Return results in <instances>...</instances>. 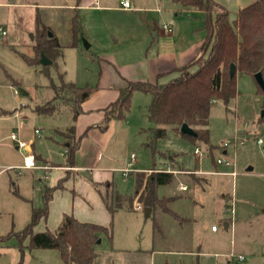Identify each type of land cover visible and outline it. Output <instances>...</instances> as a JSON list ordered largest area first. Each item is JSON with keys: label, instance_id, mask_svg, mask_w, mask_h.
Segmentation results:
<instances>
[{"label": "rangeland", "instance_id": "obj_1", "mask_svg": "<svg viewBox=\"0 0 264 264\" xmlns=\"http://www.w3.org/2000/svg\"><path fill=\"white\" fill-rule=\"evenodd\" d=\"M139 1L144 7L158 6L162 12L147 8L146 12L141 11L136 15L146 14L150 20L155 18L158 25L164 21L174 22L175 29L181 32L178 41L181 48L189 44L195 35L206 34L203 29L205 23L197 18L198 14H190L186 10L175 11V7H172L177 6L174 0H160L157 6L152 3L154 0ZM113 4L119 7V0H113ZM114 15L122 18L127 14L118 10ZM230 16L233 19L236 14L230 13ZM0 26L6 31L0 40V138L21 132L23 138L31 139L35 128H39L42 132L35 143L36 151L51 156L55 162H62L65 157L59 155L60 147L48 142L49 137L61 141L60 134L65 141H77L72 118V108L77 104L69 100L67 89L59 88L56 93L52 84L60 85L62 75L66 82L95 86L99 75V65L93 60L92 54L95 47L88 49L83 40L82 50L65 49L56 63L43 65L39 61L31 64L26 58L35 56L37 31L34 28L28 30V24L25 23L19 27L4 8H0ZM172 40L165 39L163 42ZM137 44L127 48L129 51L122 52L120 58L130 60V57L138 56L141 46ZM209 47L210 43L204 54L209 52ZM196 69L195 65L191 68L192 71ZM179 75L180 72L170 74L167 82ZM237 87L238 95L228 104L222 99L213 101L209 143H194L171 128L167 137L153 143L148 138L152 123L147 116L152 95L142 91L133 94L125 118L116 120V136L104 153V164L113 166L108 177L113 182L110 197L119 191L132 197V203L126 200V204L134 206L139 202L138 196H133L135 171L124 174L125 166L134 153L135 162L147 166L140 172L145 178L155 169L173 171L175 175L167 188L168 192H181L182 185L189 186V190L183 192L187 198L182 201L184 209L188 210L190 206V196L196 202L194 217L199 243L193 255L174 256L172 264H182L181 259L183 264H264V89L255 75L240 72L237 74ZM14 88L19 90V98L15 96ZM41 104L54 106L55 114L48 117L35 112L34 107ZM119 110L115 106L110 112L116 115ZM55 128H59L58 132ZM235 134L248 136L249 140L245 143L236 142ZM260 138L263 139L262 143L258 142ZM198 145L204 155L195 154ZM222 158L233 163H218L217 160ZM3 165L13 168L5 169L1 167ZM17 168H21V172ZM185 169L194 170L197 175ZM0 171H3L0 176V264H13V251L21 253L16 264H63L59 250L33 248L30 237L21 233L31 222L33 207L44 204L45 185H49V180H40L45 171L38 166L32 170L25 169L23 152L16 149L9 138H5L0 147ZM181 171L191 174L179 173ZM81 174L85 179L90 178L84 172ZM164 204L167 205V200ZM232 205L234 213L231 211ZM139 213L144 218L135 233V239L153 242L154 218L146 217L143 211ZM228 213L236 220L234 234L231 228L226 229L224 226V218ZM131 217L132 213L126 210L111 215L113 231L117 225V241L114 236L110 240L104 234L99 245L123 244L126 229L133 219ZM213 224L220 228L219 234H213ZM202 238L203 244L200 241ZM200 245L201 250L198 252ZM27 255L31 257L30 261ZM239 255L243 259H237Z\"/></svg>", "mask_w": 264, "mask_h": 264}, {"label": "crops", "instance_id": "obj_2", "mask_svg": "<svg viewBox=\"0 0 264 264\" xmlns=\"http://www.w3.org/2000/svg\"><path fill=\"white\" fill-rule=\"evenodd\" d=\"M130 1L131 8H124L121 4L119 7L114 6L113 0H0V8L6 9V12L13 16L14 22L19 27L25 23L28 24V30L33 28L37 30L36 19L39 17L57 37L62 54L65 49L69 48L82 50L81 44L83 40H86L89 43L88 49L95 47L92 53L93 60H96L99 65L97 82L95 86L93 85L94 91L81 103V113L76 118L72 115L76 138L79 142L72 158L69 156V143L59 133L61 141L49 137L48 142L60 147L59 155L65 157L62 162H55L51 156H44V153L36 151L35 143L37 138H40L42 131L37 135L35 134L37 128H35L31 139L23 138L21 132L17 133L21 138L31 141L30 149L36 158L35 167L38 166L45 171V175L40 181L49 180V185L45 186L54 188L53 196L49 201L48 216L40 219L34 227V232L56 231L65 214H73L81 221L112 227L113 218L111 215H115L120 210H126L132 213L133 217L131 218L133 219L126 229L123 244L108 243L103 247L98 244L93 264H172L174 256L193 255L199 243L194 217L196 202L190 196L188 210L183 207L182 201L187 200L183 192L188 191L189 186L187 189L181 187V192H168L167 188L171 185L173 176L170 183L159 185L157 188L158 197L167 200V210L164 206L157 205L155 208L150 207L149 216L145 214L146 217L154 218L153 242H148L147 239H139V241L135 239V233L144 218L139 212H145V206L143 210H140L124 202L123 207L114 212L109 207L110 200H112L110 190L113 182L108 177L113 171V166L104 164V153L107 152L114 136H116V120L118 119L110 111L130 81L167 82V77L170 74L178 73L181 66L190 63L200 55L206 34L195 35L189 44L181 48L178 44L181 32L177 28L175 29L174 22H163V24L170 23L173 27L171 33H166L162 29L163 24L158 25L155 18L150 20L146 14L136 15L141 11L146 12L147 8L162 12L161 8L157 6L158 3L160 4V0L152 2L157 6L155 8L144 7V4L139 0ZM216 1L230 13L236 14L241 8L255 0ZM174 2L177 4V6H172L175 7V11L186 10L190 14H198L197 18L203 20L200 18L198 9L183 8L175 0ZM118 10L126 13V17L116 18L114 13ZM76 21L78 23L77 32L74 28ZM165 39L173 40L165 43L163 42ZM136 42L141 46L139 55H131L130 60H127L129 58L126 57L120 58L122 52L129 51L128 49ZM103 122L106 124L104 125ZM57 129L59 128H55L56 131ZM5 138L12 140L11 135L0 138V147L3 146ZM16 149L19 148L16 146ZM66 149L68 152L63 154L62 152ZM37 162H39L38 165ZM1 167L13 168L10 165ZM23 167L27 170L35 168L25 166L24 153ZM127 167H131L137 176V173L143 171L147 166H140L138 162L130 165L129 162L125 169ZM17 169L20 172L22 170L21 168ZM185 170L197 175L194 170ZM82 172L88 174L90 178H83ZM2 174L3 171H0V176ZM186 174L190 175L191 173ZM116 193L129 198L128 195L119 191ZM227 201H229V197H227ZM262 212L264 213V208ZM235 224L234 216L228 213L224 218L225 228H231L234 234ZM115 229L114 231L112 229L114 240L117 239V237L115 238L117 225ZM211 230L213 234H219L220 228L213 230L211 227ZM146 233L144 232L143 235L146 236ZM200 241L202 244L204 243L203 238ZM198 247L199 252L201 245ZM240 256L242 255L236 258L243 259ZM27 257V260L30 261L31 257L29 255ZM20 258L21 253L13 251L12 263L16 264ZM181 263H184L183 259H181Z\"/></svg>", "mask_w": 264, "mask_h": 264}, {"label": "trees", "instance_id": "obj_3", "mask_svg": "<svg viewBox=\"0 0 264 264\" xmlns=\"http://www.w3.org/2000/svg\"><path fill=\"white\" fill-rule=\"evenodd\" d=\"M183 8L198 9L200 18L204 20L206 39L201 53L190 63L179 68L180 75L168 82L130 81L122 90L120 98L112 105L120 108L117 118H125L135 91H142L152 95L148 106L147 116L152 126L149 137L153 143L167 137L171 128L182 134L192 142H210V113L214 100L222 99L226 104L238 95L237 74L255 75L262 72L264 76V0H255L244 6L231 18L230 11L216 0H175ZM78 23L74 24L77 32ZM35 56L26 58L31 64H37L41 52L45 53L56 63L62 54V48L51 28L45 25L39 17L36 19ZM50 33H52L50 35ZM210 43L209 52L204 54ZM236 65V73L231 75L230 67ZM197 66L192 71L193 66ZM57 91L59 88L69 91L74 118L82 111L81 103L94 91L90 85L79 86L75 82L64 81L52 84ZM35 112L44 116H53L54 106L36 105ZM184 123L190 125L196 136L184 134L181 127ZM75 131V127L73 126ZM69 143V156L72 158L79 146L78 140ZM173 172L167 170H153L147 178L143 173H137L135 195L145 207L155 208L164 206V201L157 194L159 185L170 183ZM53 187H46L44 204L33 207L31 222L21 233L30 237V244L37 249H57L60 251L64 264H93L97 255L96 247L103 235L113 239L111 226L95 222L81 221L73 214H65L56 231L47 230L34 232L35 225L43 217L48 216L49 201L53 196ZM132 203V197L127 198L115 193L109 203L110 210L116 211L123 207L124 201ZM132 206V205H131ZM23 248V247H22Z\"/></svg>", "mask_w": 264, "mask_h": 264}, {"label": "built area", "instance_id": "obj_4", "mask_svg": "<svg viewBox=\"0 0 264 264\" xmlns=\"http://www.w3.org/2000/svg\"><path fill=\"white\" fill-rule=\"evenodd\" d=\"M120 4L124 8H131L132 7V4H131L130 0H121ZM162 29L166 33H171L173 31V27H172V25L170 23L163 24L162 25ZM4 35H6V31L3 29L2 26H0V40H1L2 36H4ZM14 94H15V96L17 98L19 97L20 92H19V90L17 88H14ZM40 132H41V129H39V128H37L35 130V134H37V135H39ZM11 138L14 141V143L16 144V146L23 151L25 166L28 167V168L35 167L36 158H35V155L33 154V152L30 149L31 148V141H28V140H25V139L21 138L18 133H12L11 134ZM248 140H249L248 136H241L239 134H235V141L236 142L245 143ZM258 142L262 143L263 139L260 138L258 140ZM66 152H68V149H66L62 153L65 154ZM195 153L197 155H204L203 151L201 150V148L199 146L196 147ZM135 157H136V155L134 153H132L131 160H130V165H133V163L135 162ZM217 162L218 163H225V164H228V165H231L233 163L231 160H228L226 158L218 159ZM131 171H132L131 167H127L126 169H124V174L128 175V174H130ZM167 171H171V169H167ZM181 187H182V189H187V185H182ZM134 208L143 210L144 209V205L142 203H140V202H136L134 204ZM234 210H235L234 206L232 205L231 211L234 212ZM217 228H218L217 225H213L212 226L213 230H217ZM240 258H243V256H240Z\"/></svg>", "mask_w": 264, "mask_h": 264}, {"label": "water", "instance_id": "obj_5", "mask_svg": "<svg viewBox=\"0 0 264 264\" xmlns=\"http://www.w3.org/2000/svg\"><path fill=\"white\" fill-rule=\"evenodd\" d=\"M85 45H86V47L89 46V43H87L86 40H85ZM40 62L43 65L53 64V60L50 57H48V55L45 53V51H42L41 52ZM230 73H231V75H234L236 73V65L235 64H232L231 65V67H230ZM255 77H256L258 83L260 84V86L264 89V76H263L262 72H260V71L257 72L255 74ZM181 131L184 134H188L190 136H196L197 135V132L190 125H188L187 123H184L182 125ZM144 211H145L146 216H149L150 211H151V208L150 207H145V210ZM100 241H101V239L99 240V242Z\"/></svg>", "mask_w": 264, "mask_h": 264}]
</instances>
